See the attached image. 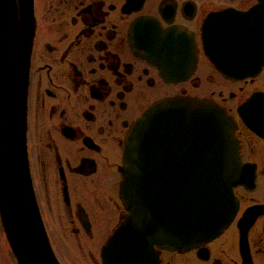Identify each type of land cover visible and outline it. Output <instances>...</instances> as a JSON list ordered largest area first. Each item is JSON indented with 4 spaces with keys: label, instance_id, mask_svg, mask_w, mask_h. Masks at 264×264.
Masks as SVG:
<instances>
[{
    "label": "flooded vegetation",
    "instance_id": "af4514ba",
    "mask_svg": "<svg viewBox=\"0 0 264 264\" xmlns=\"http://www.w3.org/2000/svg\"><path fill=\"white\" fill-rule=\"evenodd\" d=\"M32 13L27 162L60 264L68 263L58 245L67 244L82 264H104L102 245L127 213L125 137L173 96L225 110L247 182L232 187L233 214L215 236L180 249L153 245L157 261L133 264H264V0H32ZM209 27L229 29V75L205 53ZM241 50L262 61L257 72H236ZM0 264H17L1 222Z\"/></svg>",
    "mask_w": 264,
    "mask_h": 264
},
{
    "label": "water",
    "instance_id": "95a60500",
    "mask_svg": "<svg viewBox=\"0 0 264 264\" xmlns=\"http://www.w3.org/2000/svg\"><path fill=\"white\" fill-rule=\"evenodd\" d=\"M16 1L0 0V222L17 264H60L27 162L32 0ZM202 38L209 59L229 75V29L203 28ZM241 51L236 72H257L262 61ZM228 119L212 100L173 96L153 103L133 124L119 166V197L127 213L102 245L104 264L157 261L153 245L192 246L227 224L234 211L232 187L247 182Z\"/></svg>",
    "mask_w": 264,
    "mask_h": 264
},
{
    "label": "rangeland",
    "instance_id": "374dc122",
    "mask_svg": "<svg viewBox=\"0 0 264 264\" xmlns=\"http://www.w3.org/2000/svg\"><path fill=\"white\" fill-rule=\"evenodd\" d=\"M58 247V253L61 254L63 260L68 264H82L84 261H86L84 254L77 248H74L73 245L67 244L66 247H61L58 245Z\"/></svg>",
    "mask_w": 264,
    "mask_h": 264
}]
</instances>
